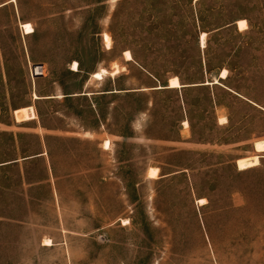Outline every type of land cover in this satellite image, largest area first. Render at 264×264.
Returning <instances> with one entry per match:
<instances>
[{
  "label": "rangeland",
  "instance_id": "1",
  "mask_svg": "<svg viewBox=\"0 0 264 264\" xmlns=\"http://www.w3.org/2000/svg\"><path fill=\"white\" fill-rule=\"evenodd\" d=\"M263 142L264 0H0V264H264Z\"/></svg>",
  "mask_w": 264,
  "mask_h": 264
},
{
  "label": "bare ground",
  "instance_id": "2",
  "mask_svg": "<svg viewBox=\"0 0 264 264\" xmlns=\"http://www.w3.org/2000/svg\"><path fill=\"white\" fill-rule=\"evenodd\" d=\"M15 1V0H14ZM196 1H199V0H196ZM237 25L239 28L241 29H244L246 27V21L245 20H240L237 22ZM22 28L24 30V33L25 34H31L34 32V29L32 27L31 24H23L22 25ZM247 28V27H246ZM201 46L202 48H205V45H206V38H207V33H202L201 34ZM104 39H105V43L107 44L108 47H110V45L112 44L111 43V39H110V36L108 34H104ZM125 55L127 57L128 60H132V55L130 52H125ZM127 60V61H128ZM74 68L73 70H76L78 68V63L77 62H74L73 64ZM44 70L43 67H40V66H36L33 71L35 74H40L42 73V71ZM107 73L105 70L101 73H95L93 75V77L95 79H98V80H102L104 78V74ZM226 71L224 70L222 73H221V78H225L226 77ZM116 74V73H115ZM215 83H218V82H215ZM159 88H163V87H159ZM167 89H182L183 88V85L179 82V80L176 78V79H172L170 80V83L169 85L166 87ZM62 96V95H61ZM35 99H37L38 97L35 95L34 96ZM224 121V120H223ZM226 121V120H225ZM186 124H188V122H185ZM185 124V125H186ZM256 149L259 151V152H264V142L263 143H258L256 144ZM260 162V159L259 158H254L253 160H247V161H243V162H240V167L241 169H245V168H248L252 165H257L259 164ZM156 174L155 171H153L151 173V176H154ZM203 201V200H202ZM201 202V201H200ZM206 202V201H204ZM201 204V203H200ZM49 240V239H48ZM47 240V241H48ZM47 245V244H46ZM50 246V245H49Z\"/></svg>",
  "mask_w": 264,
  "mask_h": 264
},
{
  "label": "trees",
  "instance_id": "3",
  "mask_svg": "<svg viewBox=\"0 0 264 264\" xmlns=\"http://www.w3.org/2000/svg\"><path fill=\"white\" fill-rule=\"evenodd\" d=\"M183 85H184V84H183ZM167 86H168V85L162 86V87H164L162 90H165ZM111 92L113 93L114 91H111ZM67 98H68V97H67ZM69 98H71V97H69Z\"/></svg>",
  "mask_w": 264,
  "mask_h": 264
},
{
  "label": "water",
  "instance_id": "4",
  "mask_svg": "<svg viewBox=\"0 0 264 264\" xmlns=\"http://www.w3.org/2000/svg\"><path fill=\"white\" fill-rule=\"evenodd\" d=\"M36 76H42V74H36ZM183 87H187V86L184 85ZM155 89H156V88H155Z\"/></svg>",
  "mask_w": 264,
  "mask_h": 264
},
{
  "label": "crops",
  "instance_id": "5",
  "mask_svg": "<svg viewBox=\"0 0 264 264\" xmlns=\"http://www.w3.org/2000/svg\"><path fill=\"white\" fill-rule=\"evenodd\" d=\"M77 71V70H76Z\"/></svg>",
  "mask_w": 264,
  "mask_h": 264
}]
</instances>
